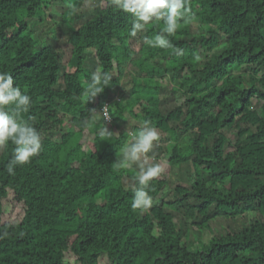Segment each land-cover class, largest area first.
I'll use <instances>...</instances> for the list:
<instances>
[{"label": "trees", "instance_id": "1", "mask_svg": "<svg viewBox=\"0 0 264 264\" xmlns=\"http://www.w3.org/2000/svg\"><path fill=\"white\" fill-rule=\"evenodd\" d=\"M55 2L73 68L61 86L58 29L50 26L46 42L36 29L39 13ZM84 2L0 0V72L30 95L17 118L41 137L40 152L14 175L7 164L15 145H1L0 264H99L102 257L110 264H264V0H185L186 16L164 34L168 48L145 42L163 21L132 36V17L112 0H98L88 16L78 13ZM97 69L112 80L89 99L84 91ZM167 91L174 105L164 113ZM104 106L111 119L92 118L90 110ZM128 117L136 121L131 133L121 127ZM146 121L159 133L153 161L162 167L147 189L152 206L141 211L131 207L130 190L139 170L119 160ZM106 127L110 136L101 135ZM182 164L189 187L177 184L155 202L171 186L164 172ZM246 213L251 220L239 230L211 225L215 215ZM190 231L209 238L202 243Z\"/></svg>", "mask_w": 264, "mask_h": 264}, {"label": "clouds", "instance_id": "2", "mask_svg": "<svg viewBox=\"0 0 264 264\" xmlns=\"http://www.w3.org/2000/svg\"><path fill=\"white\" fill-rule=\"evenodd\" d=\"M116 8L132 17V26L130 35L136 36L138 32L145 30L146 25L153 21H163L161 33L149 39L145 37V42L153 47L168 48L170 42L164 35H172L178 28V23L183 19L188 9L185 0H112ZM178 55H183V49H177ZM112 76L107 72H101L99 69L91 74L90 80L84 91L89 99L96 97L104 91V88L110 84ZM12 105L11 114L5 110L6 106ZM31 105V97L26 92H22L18 85L14 86L13 77L7 72H0V145H5L9 141L15 145L12 158L7 164V172L14 175L16 166L24 165L30 162L31 158L36 156L41 150V137L39 132L27 121L18 119V115L27 112ZM98 113L91 109L93 117ZM105 119H111L105 115ZM108 128L101 130V135H111ZM159 140V133L155 127L147 121L140 128L138 133L132 136L122 152V158L119 163L123 168L137 167L138 185L132 186L133 193L131 207L141 211L147 210L152 206V197L147 191L149 182L161 173L159 163H152L148 153H150L155 143Z\"/></svg>", "mask_w": 264, "mask_h": 264}, {"label": "rangeland", "instance_id": "3", "mask_svg": "<svg viewBox=\"0 0 264 264\" xmlns=\"http://www.w3.org/2000/svg\"><path fill=\"white\" fill-rule=\"evenodd\" d=\"M52 6V7H51ZM44 8V7H43ZM99 9L98 7V0H85L82 8L78 10V13L88 16V15H93L95 12ZM62 7L57 4L56 2L50 5L48 8L41 13H39L38 17H41L43 21H38L37 22V27L38 29V34L42 37V41H51V35H53L50 31V26L57 28L56 34L54 36H57L55 38V41H59L60 49L62 47L63 55H62V61H61V66L63 67L62 71L59 74L58 78V84L61 86L63 83V72H71L73 71V68L69 67L67 65V62L70 57V52H71V46L66 43V39L68 36V29L65 24L61 22V13H62ZM37 17V18H38ZM83 21V18L81 20L77 21V24H81ZM32 26H35V21L31 22ZM194 26H197L196 24H193ZM39 27V28H38ZM134 48L135 45H133ZM223 46L219 47L217 50L222 49ZM87 55H91V53H87ZM91 57H89V60ZM132 66L129 65L127 68V75L124 78V84L126 85V89L130 87V76L132 75ZM166 99L164 100L162 104V109L163 112L166 113L169 109L172 108L174 105V99L170 95V92H166ZM254 108H260V104L255 103L253 104ZM261 111V109H259ZM98 117V115H96ZM136 125V121L128 117L122 124L121 127L131 133L132 128ZM228 139L231 142H235V139L237 137L236 132H227ZM2 151V146L0 145V152ZM123 152V149L121 150V154ZM151 153V155H150ZM148 153V156L150 157L151 162L153 161V155L155 154L153 150ZM154 153V154H153ZM152 163H155L154 161ZM162 167V166H161ZM164 171V170H162ZM188 165L187 164H182L181 166L178 167H172L169 169V172L167 171L164 172V175L166 177H170V184L171 186L165 187L161 192H159L155 198V202L161 201L162 199H165L169 194H171L172 187L176 186L177 184H184L186 187H189V181H188ZM214 217L213 220H211V225L213 229L217 232L223 231V230H239L245 222H249L251 220V215L246 213L244 216L236 217L233 219L226 218L224 216H217ZM179 217H175L174 221L177 225V227H180L179 223ZM190 235L194 240H200L202 243H206L208 238H209V232H192L190 231ZM197 245V244H196ZM196 246L191 247V249H196ZM99 264H110L109 261L105 258L102 257L99 260Z\"/></svg>", "mask_w": 264, "mask_h": 264}, {"label": "built area", "instance_id": "4", "mask_svg": "<svg viewBox=\"0 0 264 264\" xmlns=\"http://www.w3.org/2000/svg\"><path fill=\"white\" fill-rule=\"evenodd\" d=\"M104 107H105V106H104ZM104 107L102 108V112H103ZM105 115L109 116V114H108V110H107V106H106V108H105V112L103 113V116H105ZM109 117H110V116H109ZM106 120H110V119H106Z\"/></svg>", "mask_w": 264, "mask_h": 264}]
</instances>
